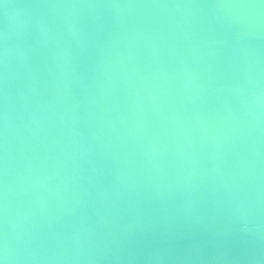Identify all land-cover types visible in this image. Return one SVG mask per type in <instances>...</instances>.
I'll list each match as a JSON object with an SVG mask.
<instances>
[{
    "label": "water",
    "instance_id": "water-1",
    "mask_svg": "<svg viewBox=\"0 0 264 264\" xmlns=\"http://www.w3.org/2000/svg\"><path fill=\"white\" fill-rule=\"evenodd\" d=\"M264 264V0H0V258Z\"/></svg>",
    "mask_w": 264,
    "mask_h": 264
},
{
    "label": "clouds",
    "instance_id": "clouds-1",
    "mask_svg": "<svg viewBox=\"0 0 264 264\" xmlns=\"http://www.w3.org/2000/svg\"><path fill=\"white\" fill-rule=\"evenodd\" d=\"M0 264H7V254L5 252V255L3 258H0Z\"/></svg>",
    "mask_w": 264,
    "mask_h": 264
}]
</instances>
